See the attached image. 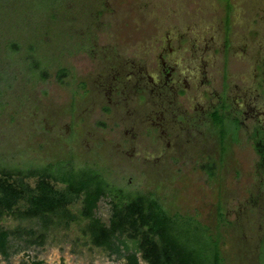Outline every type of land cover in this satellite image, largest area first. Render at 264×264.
Returning <instances> with one entry per match:
<instances>
[{"label":"rangeland","instance_id":"1","mask_svg":"<svg viewBox=\"0 0 264 264\" xmlns=\"http://www.w3.org/2000/svg\"><path fill=\"white\" fill-rule=\"evenodd\" d=\"M180 36L215 46L213 92L228 86L230 103L261 94V114L256 121L249 116L239 143L227 151L206 129L168 151L147 134L148 125L131 128L138 113L129 93L118 105L111 95L119 70L152 63L162 46H180ZM187 49L188 41L179 52L182 69L193 73L196 59ZM236 102L246 105L235 99L231 111ZM257 130L264 134V0H0V178L23 174L35 188L39 176L29 174L39 167L95 168L121 196L151 195L182 223L191 218L208 228L225 264H264ZM116 194L97 210L107 227L120 203ZM82 210L80 199L39 217H29L25 205L6 212L0 229L11 234V257L0 254V263L122 264L86 234L90 222ZM122 240L143 257L142 236Z\"/></svg>","mask_w":264,"mask_h":264},{"label":"trees","instance_id":"2","mask_svg":"<svg viewBox=\"0 0 264 264\" xmlns=\"http://www.w3.org/2000/svg\"><path fill=\"white\" fill-rule=\"evenodd\" d=\"M54 169L53 176L50 174ZM29 175L39 176L35 187L24 182V175L13 179L11 175L0 178V220L6 212H14L20 205L27 207L29 217L56 214L65 206L82 199V214L90 224L85 231L96 246L104 247L118 257L130 252L122 237L142 236L140 251L149 264H225L219 239L209 235L202 224L189 218L182 223L180 216H171L163 204L148 195L123 200L115 205L110 227L97 218L100 202L115 194L108 178L99 170L79 167L74 162L65 165L39 167ZM66 184L64 190L51 182ZM181 222V223H180ZM11 234L0 229V254L11 257ZM136 258V254H134ZM33 264H45L36 261ZM137 264V263H136Z\"/></svg>","mask_w":264,"mask_h":264},{"label":"flooded vegetation","instance_id":"3","mask_svg":"<svg viewBox=\"0 0 264 264\" xmlns=\"http://www.w3.org/2000/svg\"><path fill=\"white\" fill-rule=\"evenodd\" d=\"M186 41L191 45V49L186 51L196 59L193 73L182 69L185 63L182 60L184 55L179 52H185L183 45ZM178 42L180 46L176 48L171 43L167 49L162 46L163 52L152 63L137 61L128 70H119L117 74L120 77L116 75L115 82L110 86L111 95L116 96L118 105L119 102L123 103V97L129 93L134 101V111L138 113L131 128L134 130L136 125H139V128L148 125L147 134L155 135L159 145L165 146L168 151H177L187 142L190 143L198 133L202 137L204 129L210 131L208 136L216 137L222 149L227 151L231 144L239 143L242 132L247 128L245 121L250 117L256 121L261 114L257 102L261 94L245 93L230 103L228 86H224L218 93L212 89L214 80L209 72V54L215 48L212 42L201 44L185 36H180ZM125 70L128 74L124 76ZM202 95L206 96L204 100L200 99ZM239 98L245 102L246 107L248 106L251 115H248L244 110L246 108L243 109L245 106H240L239 102H236L239 108L231 111L235 99ZM255 138L258 139L257 148L263 154L264 164V134L261 135L257 130ZM50 174L53 176V168ZM51 179L54 183L64 184L55 182L52 177ZM116 195L118 201L129 200L120 193ZM120 259L122 264H142L145 260L144 255L140 257L137 252H129Z\"/></svg>","mask_w":264,"mask_h":264}]
</instances>
